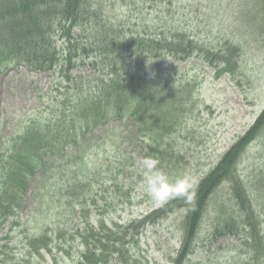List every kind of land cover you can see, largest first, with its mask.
Masks as SVG:
<instances>
[{
	"label": "rangeland",
	"instance_id": "374dc122",
	"mask_svg": "<svg viewBox=\"0 0 264 264\" xmlns=\"http://www.w3.org/2000/svg\"><path fill=\"white\" fill-rule=\"evenodd\" d=\"M91 2L102 22L120 24L128 30L127 34L185 30L195 42L217 50L221 48L230 59V70L218 73L204 57L197 55L186 61L171 55L145 61L132 58L134 62H147L144 66L147 71H165L172 85L182 88L185 95L184 115L171 134L175 162L172 170L166 171L169 173L166 177L150 161L139 160L138 146L123 172L121 167L107 166L120 149L136 146L124 140L127 119L121 125L118 120H110L91 135L98 139V145L89 151L92 179L85 193L89 207L87 220L95 227L103 222L104 227L127 235L121 253H108L109 263L104 264H172L183 235L186 211L179 208L154 219L144 215L203 178L261 112L264 106V0ZM73 32L82 33V30L78 27ZM89 67L79 65L78 69L93 76V68ZM55 77L53 72L29 71L23 65L1 71L0 168L11 139L22 133L25 125L34 120L43 121L50 115L59 96ZM241 155L234 176L258 207L257 217L264 232V128ZM46 175L32 181L18 216L5 219L0 227V259L14 264H50L52 259L60 264H79L83 248L78 236V232H83L81 213L65 207L64 213L57 216L55 207L59 195L47 192L44 183L42 190L36 191V185ZM55 181L51 179L47 183L57 189ZM230 185V180L224 181L211 195L186 264H253L248 262L241 239L225 236L214 240L209 235L211 222L221 208L236 206L230 197ZM127 224L132 227L125 228ZM45 230L51 251L41 249L40 253L33 249L31 238Z\"/></svg>",
	"mask_w": 264,
	"mask_h": 264
},
{
	"label": "trees",
	"instance_id": "16d2710c",
	"mask_svg": "<svg viewBox=\"0 0 264 264\" xmlns=\"http://www.w3.org/2000/svg\"><path fill=\"white\" fill-rule=\"evenodd\" d=\"M91 4V0H0V73L19 65L29 71L53 72L59 91L50 115L25 125L23 132L11 139L0 168V227L5 219L18 216L32 181L48 173L36 185V191L42 190L44 183L47 192L59 195L57 216L65 207L81 213L83 232L78 236L83 248L78 263L104 264L109 263L108 253H121L127 235L104 227L103 222L95 227L87 220L85 193L92 179L89 151L98 145V139L91 136L93 131L110 120H118L121 125L127 119L124 140L136 146L120 149L107 166L113 164L123 172L138 146L139 160L150 161L166 177L176 157L171 134L181 122L186 99L182 88L172 85L165 71H147L144 61L162 55L186 61L197 55L204 57L215 72L225 73L230 70V59L221 48L195 42L185 30L127 34L120 24L102 22ZM78 27L82 33L73 32ZM135 57L144 61L134 62ZM79 65L91 66L93 76L81 72ZM263 128L264 106L203 178L144 215L154 219L179 208L186 211L172 264H186L209 199L226 180L231 181L230 197L236 206L221 208L211 222L209 235L214 240L225 236L241 239L248 262L264 264V232L257 217L258 207L234 176L241 154ZM51 179L56 180L57 189L47 183ZM132 226L136 231L134 223ZM132 226L127 224L125 228ZM40 233L31 238L33 249L51 251L47 230ZM0 264L14 263L0 259ZM50 264L60 263L52 259Z\"/></svg>",
	"mask_w": 264,
	"mask_h": 264
}]
</instances>
